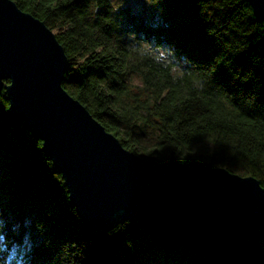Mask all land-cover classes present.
Here are the masks:
<instances>
[{
    "label": "trees",
    "instance_id": "obj_1",
    "mask_svg": "<svg viewBox=\"0 0 264 264\" xmlns=\"http://www.w3.org/2000/svg\"><path fill=\"white\" fill-rule=\"evenodd\" d=\"M13 1L62 28L64 88L126 149L158 164L237 166L264 187V22L247 0H158L152 22L130 10L117 18L110 0ZM136 122L158 133L148 153ZM202 141L212 147L205 162L193 155ZM262 237L259 228L250 243L229 244L133 219L88 230L0 91V264H125L123 247L127 264H264Z\"/></svg>",
    "mask_w": 264,
    "mask_h": 264
},
{
    "label": "water",
    "instance_id": "obj_2",
    "mask_svg": "<svg viewBox=\"0 0 264 264\" xmlns=\"http://www.w3.org/2000/svg\"><path fill=\"white\" fill-rule=\"evenodd\" d=\"M264 22V0H247ZM70 61L57 34L0 0V91L13 122L42 141L88 230L122 220L162 223L224 243H250L264 228V187L226 168L167 165L126 149L63 86ZM9 80V84H4Z\"/></svg>",
    "mask_w": 264,
    "mask_h": 264
},
{
    "label": "rangeland",
    "instance_id": "obj_3",
    "mask_svg": "<svg viewBox=\"0 0 264 264\" xmlns=\"http://www.w3.org/2000/svg\"><path fill=\"white\" fill-rule=\"evenodd\" d=\"M158 0H110L112 8L116 14L117 18H121L120 15L125 14L126 12L135 11L136 13H139L143 20L152 22L158 19L159 12L157 11L158 8H156ZM124 18L122 17V21ZM121 22V21H120ZM125 24V23H124ZM53 30L54 33L58 34L62 31V28H50ZM133 82L136 86H141L142 82L137 78H133ZM136 132L139 134L138 138L140 139L141 143V152L148 153L150 148H153L157 142V132L155 131V128L148 125L143 124L140 122H136L134 127ZM212 152V147L209 142L202 141L196 144L193 155L200 158V160H203L201 162L208 161L210 157V153ZM232 167V168H231ZM229 167L232 169V171L236 174H239L241 176H245V172L237 167V166H231ZM259 246L264 251V237L260 238ZM121 259L125 264L129 263V252L126 247H123L121 249Z\"/></svg>",
    "mask_w": 264,
    "mask_h": 264
}]
</instances>
